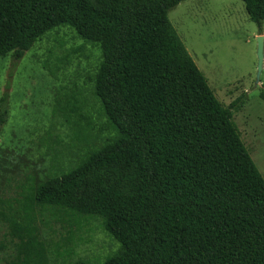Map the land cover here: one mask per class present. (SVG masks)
I'll return each instance as SVG.
<instances>
[{
	"label": "trees",
	"instance_id": "trees-1",
	"mask_svg": "<svg viewBox=\"0 0 264 264\" xmlns=\"http://www.w3.org/2000/svg\"><path fill=\"white\" fill-rule=\"evenodd\" d=\"M182 1L0 0V57L21 59L62 25L100 44L94 94L115 131L21 202L0 199L16 240L6 264H50L31 203L101 218L121 245L106 264H264V177L234 121L243 97L225 106L215 95L169 19ZM242 1L262 31L264 0ZM83 108L56 92L67 122Z\"/></svg>",
	"mask_w": 264,
	"mask_h": 264
},
{
	"label": "rangeland",
	"instance_id": "rangeland-1",
	"mask_svg": "<svg viewBox=\"0 0 264 264\" xmlns=\"http://www.w3.org/2000/svg\"><path fill=\"white\" fill-rule=\"evenodd\" d=\"M168 16L217 98L229 106L243 97L234 121L264 177V68L257 84V36L264 34V22L259 31L242 0H184ZM101 60L100 44L65 25L47 32L21 59L0 57V108L9 110L0 130V199L21 202L27 189L113 140L115 131L94 94ZM58 90L83 101L85 118L78 124L54 111ZM31 205L50 264H106L120 250L101 218ZM7 232L0 221V264L15 253L16 240Z\"/></svg>",
	"mask_w": 264,
	"mask_h": 264
},
{
	"label": "water",
	"instance_id": "water-1",
	"mask_svg": "<svg viewBox=\"0 0 264 264\" xmlns=\"http://www.w3.org/2000/svg\"><path fill=\"white\" fill-rule=\"evenodd\" d=\"M257 57H258V71L257 84L260 82V76L264 68V34L257 36Z\"/></svg>",
	"mask_w": 264,
	"mask_h": 264
}]
</instances>
